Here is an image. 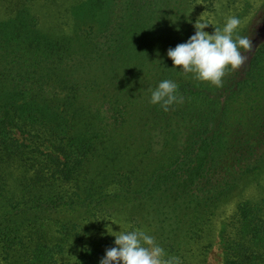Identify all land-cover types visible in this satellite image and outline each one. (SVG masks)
<instances>
[{
  "label": "trees",
  "instance_id": "1",
  "mask_svg": "<svg viewBox=\"0 0 264 264\" xmlns=\"http://www.w3.org/2000/svg\"><path fill=\"white\" fill-rule=\"evenodd\" d=\"M40 1L57 0H17L0 22V168L24 171L20 191L0 174L2 263L99 264L110 223L206 260L216 217L264 176V43L216 88L166 56L214 0H70V36L43 32ZM164 79L184 98L168 112L148 102ZM219 243L222 264H264V196Z\"/></svg>",
  "mask_w": 264,
  "mask_h": 264
},
{
  "label": "clouds",
  "instance_id": "2",
  "mask_svg": "<svg viewBox=\"0 0 264 264\" xmlns=\"http://www.w3.org/2000/svg\"><path fill=\"white\" fill-rule=\"evenodd\" d=\"M260 22V19L256 20V23ZM243 24L237 15H228L222 26H214L215 22L207 20L196 21L194 34L186 42L167 50L166 56L172 61V68L179 66V72L222 88L224 77L246 63L247 53L253 47L250 36L241 34ZM209 25L214 28L211 34L204 31ZM178 87L172 79L160 81L155 88L148 89L149 104L168 112L174 105L184 102ZM113 233H116L112 235L115 246L105 251L99 264H181L178 257L169 255L144 229H120Z\"/></svg>",
  "mask_w": 264,
  "mask_h": 264
},
{
  "label": "rangeland",
  "instance_id": "3",
  "mask_svg": "<svg viewBox=\"0 0 264 264\" xmlns=\"http://www.w3.org/2000/svg\"><path fill=\"white\" fill-rule=\"evenodd\" d=\"M16 2L17 0H0V22L7 20L14 14L13 6ZM67 2H70V0H57L55 3L40 1L35 5L33 12L40 18V28L43 32L52 35L65 34L66 36L73 34L76 21L75 18L73 19L69 16ZM199 3L200 4L196 5L190 16L192 26L196 21L199 22L200 20L215 22L214 26H222L224 19L228 15H237L244 21L241 34L250 36L253 45L252 50L247 53V60L253 48L264 43V0H214L212 9L208 10L204 8L205 4L201 1H199ZM257 19H260L261 22L256 23ZM213 30L214 28L211 25L204 29V31L209 34H211ZM3 167L4 168H0V174H3V180L10 186V190L20 191L19 181L24 176V171L20 168V163H15L11 166L8 162L5 163ZM260 180L261 187L258 184L249 183L240 196L230 202L216 217L214 230L211 233V237L209 236V238L212 239L213 247L206 260L203 257L197 258L193 260V264H222L223 251L219 243V233L228 222L229 218L235 213L236 207L240 202L255 201L264 196V176ZM120 229L122 231L125 230L122 224L113 225V223H110L105 230L100 229V231L95 234V238L97 239L98 237L108 235V239H111L112 235L116 234L113 232H119ZM110 242H114V240ZM75 250L74 253L77 252V248H75ZM72 257L73 255L64 260V262L70 264ZM2 260L3 256L0 255L1 263ZM73 262L74 261H72V264Z\"/></svg>",
  "mask_w": 264,
  "mask_h": 264
}]
</instances>
